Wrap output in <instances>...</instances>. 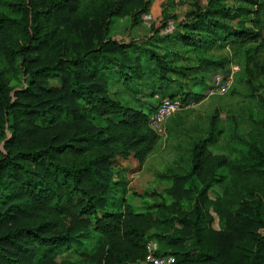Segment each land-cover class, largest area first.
I'll list each match as a JSON object with an SVG mask.
<instances>
[{
    "label": "trees",
    "instance_id": "16d2710c",
    "mask_svg": "<svg viewBox=\"0 0 264 264\" xmlns=\"http://www.w3.org/2000/svg\"><path fill=\"white\" fill-rule=\"evenodd\" d=\"M150 5L0 0V264H142L148 241L176 264H264V107L250 113L246 137L231 130V157L210 150L217 111L206 136L191 143L189 169L173 178L189 212L161 202L138 213L126 196L111 210L117 160L132 157L140 167L160 139L148 127L159 102L205 98L167 91L177 83L171 73L188 70L149 47L162 34L182 47L194 37L205 38L200 47L221 42L246 54L250 80L264 75L255 59L264 49L259 0H191L182 14L150 25L144 45L111 35L115 20L136 27ZM114 82L136 98L149 89L152 103L125 104L112 96ZM215 187L222 190L211 198ZM211 213L221 230L211 228ZM79 246L82 258L69 260Z\"/></svg>",
    "mask_w": 264,
    "mask_h": 264
},
{
    "label": "rangeland",
    "instance_id": "374dc122",
    "mask_svg": "<svg viewBox=\"0 0 264 264\" xmlns=\"http://www.w3.org/2000/svg\"><path fill=\"white\" fill-rule=\"evenodd\" d=\"M150 2V9L142 14L139 25L131 28L128 19L115 20L111 35L122 41L139 40L140 45H144L141 38L148 36L150 25L165 14H182L189 9L191 0H150ZM259 2L264 5V0ZM227 3L230 5L229 2ZM237 21L238 19H235L230 23L236 26ZM193 39L195 42L193 46L182 47L175 37L170 38L164 33L159 40L149 46L174 68L183 66L188 70L187 77L171 73L172 79L177 83H171L166 88L167 91L174 93L180 88H188L206 96L214 76L225 78L230 73V69L236 66L238 70L233 76L232 87L224 96L205 97L193 108L171 117L166 123L165 136L157 140L153 151L147 156L139 171L138 163L132 157L117 160L113 167V181L118 184L115 205L111 208L113 211L120 209V200L126 196L128 203L132 204L138 213L150 211L149 206L161 202L175 206L179 204L182 211L189 212L190 202L185 199V195L178 194L180 189L174 191L173 178L189 169L191 143L206 136L210 118L217 111L218 133L210 150L214 154L231 157L228 152L231 130L235 127L240 136L246 137L251 130L250 113L259 112L264 107V75L257 80L249 79L244 71L246 54L243 51L223 45L221 42L212 44L209 39H207L211 43L209 46L200 47V43H205V38L201 37L199 41H196V37ZM255 59L264 65V49ZM250 68L252 69V66ZM147 82L145 76L144 83ZM111 92L112 96L135 107L152 103L149 89L136 98L121 82H114L111 84ZM156 98L158 95L153 100ZM221 190L219 187L213 188L210 193L211 198H214L215 192ZM124 191L125 195H123ZM133 192H136L137 196H134ZM211 216L213 217L211 228L216 231L221 230L219 217L214 213H211ZM154 243L157 246L155 241ZM75 251L68 257L73 262L80 260L84 255L82 246Z\"/></svg>",
    "mask_w": 264,
    "mask_h": 264
},
{
    "label": "built area",
    "instance_id": "2783aa9c",
    "mask_svg": "<svg viewBox=\"0 0 264 264\" xmlns=\"http://www.w3.org/2000/svg\"><path fill=\"white\" fill-rule=\"evenodd\" d=\"M238 70L236 66L230 69V73L224 78L221 76H214L211 87L206 93L205 97L224 96L232 87L233 76ZM196 104L191 102L189 104H182L179 99H163L157 105L156 110L148 119V127L159 138H163L166 134V123L175 114L191 109ZM146 254L142 264H176L174 256L157 255V246L154 241H148L145 245Z\"/></svg>",
    "mask_w": 264,
    "mask_h": 264
},
{
    "label": "crops",
    "instance_id": "0c3cea01",
    "mask_svg": "<svg viewBox=\"0 0 264 264\" xmlns=\"http://www.w3.org/2000/svg\"><path fill=\"white\" fill-rule=\"evenodd\" d=\"M141 167H142V166H140V167H139V165H138V168H137V169H138V171L140 170V168H141ZM136 171H137V170H136Z\"/></svg>",
    "mask_w": 264,
    "mask_h": 264
}]
</instances>
